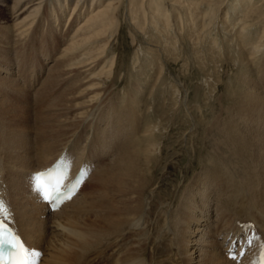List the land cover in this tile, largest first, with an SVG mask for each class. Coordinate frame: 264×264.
<instances>
[{"label":"bare ground","instance_id":"6f19581e","mask_svg":"<svg viewBox=\"0 0 264 264\" xmlns=\"http://www.w3.org/2000/svg\"><path fill=\"white\" fill-rule=\"evenodd\" d=\"M169 52L178 64L191 57L218 72L217 81L203 84L214 96L224 68L236 79L233 89L225 87L234 111L221 130L208 133L227 154L218 156L226 196L218 204L216 240L205 253L198 241L203 231L189 229L209 228L206 182L187 196L178 184L155 209L162 180L177 168L171 160L157 186L148 187L165 135L158 122L147 121L140 132L139 96L152 81L154 89L168 83L165 93L180 92L183 82L166 70ZM51 59L35 93L41 143L32 151L23 121L29 107L10 98L25 101L27 82L36 86ZM121 84L126 89L114 94ZM67 154L77 158L74 171L103 155L113 160L105 167L98 162L92 203L81 189L51 212L31 178ZM0 194L28 245L42 254L39 264H237L227 250L243 249L248 230L240 225L257 229V244L264 242V0H0ZM180 220L186 239L176 246Z\"/></svg>","mask_w":264,"mask_h":264},{"label":"rangeland","instance_id":"374dc122","mask_svg":"<svg viewBox=\"0 0 264 264\" xmlns=\"http://www.w3.org/2000/svg\"><path fill=\"white\" fill-rule=\"evenodd\" d=\"M65 21L66 19L64 20L63 25L65 24ZM177 57L179 56L175 57L174 55L171 54L172 60H170L171 58H169L166 61L167 64L169 63L168 65L166 64L167 66L166 70L167 71L171 70L173 74L177 75L179 79L183 82V85H182L183 87L182 89H180V92L178 93L174 92V90L172 89L173 91L167 94L165 92H167L168 86L166 84L168 83L163 84V85L160 84V86L157 85L155 86L156 89H154L153 87L154 81H152L149 84L148 86L149 88L147 89V91H145L143 95L139 96L140 97L139 100L141 104L140 132L143 131L144 128L146 127L147 121L149 124L152 123L153 125L155 124V122H158L159 123L158 125H160V128L162 130V135H165L163 136L164 140H162L161 142L162 153L160 157H158V161L155 166L156 168L152 175V182L148 186L149 189H153L155 186H157V183L159 182L161 175L165 173L166 171H168L167 167H165L167 162L175 161L177 165L176 170L170 172L171 174L169 177H166L164 180H162V178L160 179L162 180L161 183H163V185L165 184V186L164 187L160 186L158 189V192L160 191L162 195L157 196L155 198L156 200L155 205H154L155 209L157 208L159 204L168 202L170 200L169 198L171 197L173 190L177 188L178 184H179L178 187H180L179 190L181 191L182 195L185 194V196H187V194L189 193L190 187H193V185L195 184L198 187L199 185H201V183L205 184L206 182L205 185L208 186V188L205 189L206 191H205L204 198L206 199L207 205L210 206L209 214H211V216H209V223H210L208 226L209 228H206V229L203 228L205 223L201 225L202 227L198 226L197 223H194L193 225H190V229H189V231L192 232L194 228L199 227L200 230L203 231L202 236H201L202 240H200L201 238L200 237L198 241L199 243H201L199 247H202L201 249L205 253L207 250H210L209 246L206 244L215 242L216 240L214 237L216 234L215 225L217 224V221L220 219L219 218L220 216L217 213L218 204L219 203L222 204V201H223L222 198L225 199L224 197L226 196V194L224 195L225 191H224L223 182L222 181L220 182V178L222 175L221 173L222 169H220L219 167H221L222 165L221 166L219 165L218 158L221 157L220 156L221 154L224 156L227 154L223 153V150L220 144L221 141L217 140L215 137L209 136L208 133H213L214 131L221 130L223 127L221 125L223 120L227 117H230L229 115L231 114V112L234 111L233 110L234 104H232L229 101L231 100V98H230V95L227 94V90L225 87L227 86L231 87L232 85V89H233L234 87L233 85H235L236 79L235 78L232 79L231 76L233 73L230 72L231 70L224 68L220 73V76H222L224 80L222 82H218L220 86L215 91L214 93L215 96H214L208 90L205 89V86L203 84L205 80H209V79L211 80L210 81L211 84L212 82L214 83L215 81H217L219 79V73L214 72V71L211 72L213 69L212 68L209 69L210 68L209 66L200 68V63L197 62V60H194L193 62L191 57H189L188 60L186 59L187 63H185L184 61H179V64H178ZM168 61H171L172 63ZM43 63L44 64L42 66V69L44 70V72L38 73L37 78L38 77H41V78H40V81L37 82V85L33 86L27 82L25 86L26 88L25 93H24L25 101L17 100L16 98H13V97L10 98V100L13 101L14 103L16 104L20 103L19 105L24 104L26 108L27 107L30 108V109L27 108L26 118L23 121L26 124L24 127H27L28 129L27 133L29 134L27 136L29 137V140H30L29 146L32 148V151H35L37 148L36 145L37 144L39 145L41 143L38 141L39 139H37V133H38L37 129L39 127V122H40L37 119H38V116L41 115L40 114L41 104L38 102L37 103L35 102L36 100L35 93H37L36 92L37 88L40 87L41 82L46 77L47 69L51 66V64L53 63V60L51 59L48 62L44 61ZM133 64H134V59L128 65L131 71L130 76H132V73H133V69H132ZM167 76L168 77L166 78L171 79L170 73L169 74L167 73ZM133 77H135V75H133ZM168 81L170 82V80ZM130 82L133 83L132 81ZM210 82H209V85H210ZM124 86L125 84H121V86L117 87L118 89H116V93L114 94L121 95V93L126 89V87ZM152 89L156 91H154L153 97L150 98L149 92ZM61 91L63 90H58L56 93L52 95H48V97L52 100L53 98H55V96H57V94L61 93ZM49 103H50L49 100H47V102L43 101L42 106L45 107V105ZM188 130L192 132H188ZM90 132L86 133L83 136L84 143L88 141L87 139L89 137L87 136L90 135ZM187 134H189L190 139H189L188 145L186 146V149H184L185 146L182 144L183 142L181 140L185 135L188 136ZM52 148H53L52 146H49V149H52ZM112 154L103 155L96 161L97 165L95 168L96 170L94 171L95 173L94 172L92 173V176L87 181L86 185H84L85 188H83V190L81 191L82 196L86 197L87 202L92 203L91 201L92 193H95L96 191L95 189H97L96 183H94L95 182L94 180H95V174L100 170V166H98L99 165L98 162L103 161L101 164L103 165V167H105L106 165L110 163L109 160L110 161L113 160V157H111ZM219 169L221 171H219ZM252 181H255L253 182V184L254 183L256 184V182L257 183L259 182V180L256 177H254ZM95 196H97V194ZM185 226L186 225L183 224L181 220L179 223L178 221L176 222L175 231H177V239L174 243L176 244V246H178L179 240L186 239ZM164 246H166L167 252L171 251V247H168V244H165Z\"/></svg>","mask_w":264,"mask_h":264},{"label":"snow or ice","instance_id":"6c2138e0","mask_svg":"<svg viewBox=\"0 0 264 264\" xmlns=\"http://www.w3.org/2000/svg\"><path fill=\"white\" fill-rule=\"evenodd\" d=\"M66 178L64 174H58L54 167L34 174L31 182L34 190L49 204H55L64 196L62 188ZM9 215V209L0 200V264H39L42 254L29 248L19 234L5 223ZM253 239L255 237L250 238L247 243L250 245ZM260 264H264V245H261Z\"/></svg>","mask_w":264,"mask_h":264}]
</instances>
